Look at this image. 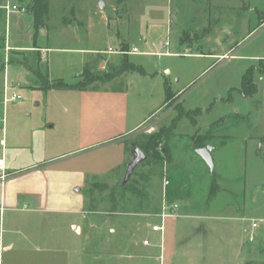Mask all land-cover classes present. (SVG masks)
<instances>
[{
  "label": "rangeland",
  "instance_id": "1",
  "mask_svg": "<svg viewBox=\"0 0 264 264\" xmlns=\"http://www.w3.org/2000/svg\"><path fill=\"white\" fill-rule=\"evenodd\" d=\"M38 2L0 0V36L10 20V40L19 43L10 50L0 44V139L5 158L16 153L20 169L62 168L69 204H83L64 215L82 227L83 264H159L124 253L110 263L108 240L100 238L106 222L118 219L140 247L142 237L152 241L144 227L160 223L150 214L160 211L163 177L181 190L171 197L196 215L245 217L246 264H264V0H47L44 32L34 23ZM123 47L126 53L116 52ZM124 60L133 67L115 76ZM4 66L15 84L16 72L38 70V87L15 85L6 96L19 98L4 101ZM89 69L95 80L85 89L43 88L47 81H84ZM249 69L257 90L244 95ZM179 106L200 110L194 123L178 118ZM130 141L147 159L120 187ZM207 144L214 146L212 172L195 153ZM56 216L30 214L38 222ZM143 249L158 255V248Z\"/></svg>",
  "mask_w": 264,
  "mask_h": 264
},
{
  "label": "crops",
  "instance_id": "2",
  "mask_svg": "<svg viewBox=\"0 0 264 264\" xmlns=\"http://www.w3.org/2000/svg\"><path fill=\"white\" fill-rule=\"evenodd\" d=\"M2 7L0 3V8ZM39 29L41 32L45 30L42 27ZM10 36L11 22L7 20L4 37L0 36V44H4L5 50L11 49L9 44H19L15 41L12 43ZM13 48L17 52L26 49L20 45ZM31 48L39 52L44 50L37 45ZM3 71L4 97L9 88H14L15 85L27 88L38 87L34 82L39 71L34 68L27 67L24 76L16 72V84L15 80L10 79L6 74L5 66ZM0 129L3 131L4 128ZM2 143L3 140L0 139V264H83L85 249L82 227L78 223H68L67 217L64 216L69 212L82 210L83 204L81 207H78V204L77 207L69 204L68 187L63 186L62 182V168L38 172L32 169L34 164H30L22 168L31 167V171H23L24 174L20 175L23 169L16 166V153H12L11 157L6 159ZM263 148L264 142L259 143V149ZM129 157L130 150L127 161ZM169 158H163L162 162L168 165L172 160L170 154ZM162 180L160 211L166 204L177 203L171 196L181 193L178 187L172 186L171 181L165 177ZM168 196L170 200L167 199ZM189 205L193 207L195 204ZM35 210H49L57 216L51 220L38 222L30 217ZM159 212L150 215L157 217L156 214ZM118 213L125 214L123 211ZM178 214L164 221L162 233L150 229L152 224L159 223H146L144 229L147 233L152 232L153 242L142 237L141 247L133 241L132 233L124 229L118 219L107 221L108 234L99 238L102 241L108 240L109 262L114 263L118 256L124 253L126 259H132L134 256L139 259L155 257L159 264H246L242 239V232L246 230V226L242 223L246 220L245 217L196 215L179 204ZM250 220L252 232L257 225L252 226L255 222L253 218ZM143 240H147V244H144ZM248 240H252V233ZM144 247L158 248V255L152 256L151 252L143 249ZM136 248L141 252L134 255Z\"/></svg>",
  "mask_w": 264,
  "mask_h": 264
},
{
  "label": "trees",
  "instance_id": "3",
  "mask_svg": "<svg viewBox=\"0 0 264 264\" xmlns=\"http://www.w3.org/2000/svg\"><path fill=\"white\" fill-rule=\"evenodd\" d=\"M37 11L34 12V23L35 26L38 27H43L46 25V21L48 19V4H47V0H39L38 2V6H37ZM123 51H126L125 47H123ZM133 67L132 65L128 64V62L126 60L123 61L122 66H120L119 68H115L114 70L112 69V72L115 71L114 75H120L121 73H123L124 71H126L128 69V67ZM252 70L249 69L247 70L242 77V81H241V93L244 95H253L254 93H256L257 87H256V83L254 81V77H253V73L251 72ZM85 80L84 81H78L76 83L73 84H69V83H65L63 81L57 80V81H53V82H48L43 85L44 89H50V88H56V89H85L87 86H89L95 79V77L93 76V72L91 71V69L89 70H85ZM170 89L166 88L165 89V100L170 98ZM180 113L178 118H188L190 119L191 122H195L194 117L200 113L199 109H195V110H191V111H186L183 110L180 106L177 109ZM153 139L155 138L152 137ZM143 150V149H142ZM144 151V150H143ZM145 152V151H144ZM146 153V152H145ZM162 153L164 155V157L169 158V150L167 149V147L162 149ZM159 154L157 151L153 152V157H158Z\"/></svg>",
  "mask_w": 264,
  "mask_h": 264
},
{
  "label": "water",
  "instance_id": "4",
  "mask_svg": "<svg viewBox=\"0 0 264 264\" xmlns=\"http://www.w3.org/2000/svg\"><path fill=\"white\" fill-rule=\"evenodd\" d=\"M99 6L101 9L104 8V4L102 2H100ZM128 147L130 150V157L126 164L125 172L121 178V182L119 184L120 187L124 186L128 182L136 167L147 159V154L134 141L129 142ZM213 149L214 146L210 144L195 149V153L206 163L211 172L214 168L211 156Z\"/></svg>",
  "mask_w": 264,
  "mask_h": 264
},
{
  "label": "built area",
  "instance_id": "5",
  "mask_svg": "<svg viewBox=\"0 0 264 264\" xmlns=\"http://www.w3.org/2000/svg\"><path fill=\"white\" fill-rule=\"evenodd\" d=\"M4 8L6 9V11L9 10V6L8 5H4ZM12 9H17V7L15 5H12L11 6ZM108 52H112V49L108 48L107 49ZM132 52H136V48L133 47ZM130 51V52H131ZM117 53H126L127 51H116ZM129 52V53H130ZM19 98V95H16V94H12L9 98H7V96L5 95L4 97V101H6L7 99L9 100H14V99H17ZM1 166V164H0ZM165 183H167L165 181ZM178 204L176 202H173V203H170V204H166L162 207L161 211L159 213L156 214V216L159 218L160 220V223L159 224H152L150 226V229L152 231H158V232H163V229H164V221L167 219V218H170V217H176L178 216ZM256 224L253 223L252 226H255ZM251 239V237H250ZM143 243L144 244H147V240H143Z\"/></svg>",
  "mask_w": 264,
  "mask_h": 264
}]
</instances>
